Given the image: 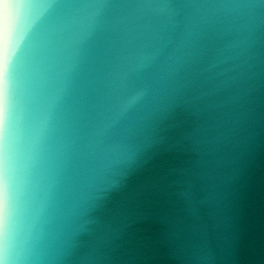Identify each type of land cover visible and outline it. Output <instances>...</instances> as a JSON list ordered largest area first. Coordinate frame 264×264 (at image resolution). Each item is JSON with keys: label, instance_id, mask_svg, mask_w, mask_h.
Here are the masks:
<instances>
[{"label": "water", "instance_id": "obj_1", "mask_svg": "<svg viewBox=\"0 0 264 264\" xmlns=\"http://www.w3.org/2000/svg\"><path fill=\"white\" fill-rule=\"evenodd\" d=\"M5 264H264V0H0Z\"/></svg>", "mask_w": 264, "mask_h": 264}, {"label": "snow or ice", "instance_id": "obj_2", "mask_svg": "<svg viewBox=\"0 0 264 264\" xmlns=\"http://www.w3.org/2000/svg\"><path fill=\"white\" fill-rule=\"evenodd\" d=\"M0 264H5L4 256L0 255Z\"/></svg>", "mask_w": 264, "mask_h": 264}]
</instances>
